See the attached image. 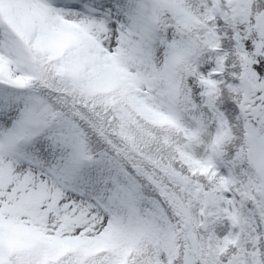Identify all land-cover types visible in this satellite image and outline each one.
<instances>
[{"label": "snow or ice", "instance_id": "snow-or-ice-1", "mask_svg": "<svg viewBox=\"0 0 264 264\" xmlns=\"http://www.w3.org/2000/svg\"><path fill=\"white\" fill-rule=\"evenodd\" d=\"M0 264H264V0H0Z\"/></svg>", "mask_w": 264, "mask_h": 264}]
</instances>
